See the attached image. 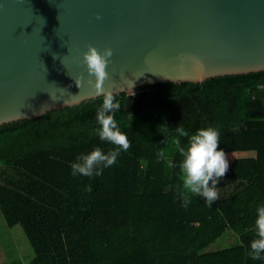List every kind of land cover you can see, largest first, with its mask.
<instances>
[{
    "label": "trees",
    "instance_id": "16d2710c",
    "mask_svg": "<svg viewBox=\"0 0 264 264\" xmlns=\"http://www.w3.org/2000/svg\"><path fill=\"white\" fill-rule=\"evenodd\" d=\"M113 95L131 148L100 176L74 177L71 165L114 147L97 134L103 97L0 126V207L24 230L31 264H264L249 256L264 206V161L255 160L246 179H220L211 208L200 196L184 208L175 143L188 145L180 125L190 135L212 126L264 136V71ZM228 234L233 245L207 250Z\"/></svg>",
    "mask_w": 264,
    "mask_h": 264
},
{
    "label": "water",
    "instance_id": "95a60500",
    "mask_svg": "<svg viewBox=\"0 0 264 264\" xmlns=\"http://www.w3.org/2000/svg\"><path fill=\"white\" fill-rule=\"evenodd\" d=\"M88 46L112 50L113 94L262 72L264 0H0V126L102 97Z\"/></svg>",
    "mask_w": 264,
    "mask_h": 264
},
{
    "label": "clouds",
    "instance_id": "9594fccd",
    "mask_svg": "<svg viewBox=\"0 0 264 264\" xmlns=\"http://www.w3.org/2000/svg\"><path fill=\"white\" fill-rule=\"evenodd\" d=\"M96 18L99 20L101 17L97 16ZM112 56L113 52L110 48L99 51L92 46H88V50L82 54L81 63L85 66L90 77L87 82L94 88L97 96L103 97L102 105L96 112V122L99 125L97 134L101 141L110 143L114 147L106 153L100 147H96L90 153L77 157V162L71 165V174L74 177L80 175L91 178L94 175H102L105 168L112 167L117 163L122 151L126 152L131 148L128 136L120 130L114 118L116 111L120 110L121 104L116 100L113 92L105 87L106 83L110 81L107 69L112 63ZM91 77H94V81ZM75 80L77 86L80 87L84 81L83 74ZM64 103L66 104V100ZM176 131L180 136L188 137L186 148L180 147L179 139L175 142L183 157L179 165L183 185V190L180 192L182 207L187 208L192 202L193 196H200L211 208L212 203L219 199L216 184L220 178L225 176L229 168L225 152L218 150L219 130L209 126L190 135L180 125ZM209 182H211V186H209ZM85 191L91 192V186H86ZM256 213L257 238L250 242L249 256L252 260H262L264 259V206L258 207Z\"/></svg>",
    "mask_w": 264,
    "mask_h": 264
},
{
    "label": "rangeland",
    "instance_id": "374dc122",
    "mask_svg": "<svg viewBox=\"0 0 264 264\" xmlns=\"http://www.w3.org/2000/svg\"><path fill=\"white\" fill-rule=\"evenodd\" d=\"M244 136H247V135H245L244 133L243 134L241 133L220 134V144L218 146V150H223L225 152L227 159H228V163H229L228 171L225 174V176L222 177V179L232 177L235 171L234 170L235 161L238 160V157L242 158V157L250 156L248 152L254 150V148H257V149H255L256 150L255 155L252 154L251 158H255V156L264 158V153L262 149H260L262 146L258 142V140L252 141L255 143L254 144L250 140L252 137H250V139L247 140V138L245 139ZM242 152L244 154L240 156V153ZM1 224L4 226V222L2 220H0V241L4 240L5 238L7 239V233L6 231L2 232ZM16 229L17 230L15 234V242L13 243L10 240L12 243L9 248L10 258L12 260L15 259L17 262L16 264H24L25 262L27 263L32 262V260L35 257L34 249L30 245V242L28 241V238L24 230L22 229V227L17 225ZM221 239L212 243L209 246V250H219V249L227 248L235 243V239L228 237V235L223 237L222 240Z\"/></svg>",
    "mask_w": 264,
    "mask_h": 264
},
{
    "label": "crops",
    "instance_id": "0c3cea01",
    "mask_svg": "<svg viewBox=\"0 0 264 264\" xmlns=\"http://www.w3.org/2000/svg\"><path fill=\"white\" fill-rule=\"evenodd\" d=\"M250 137H252V138L250 139ZM244 138L245 139L247 138V140L250 139L251 142L258 140V142L262 146L260 149H262V151L264 153V136H249V137L248 136H244ZM252 143H254V142H252ZM255 149H257V148H254V150L248 152L250 154V156H248V157H242V158L238 157V160L235 161L234 174H233L232 177H229V178L235 179V180L246 179L252 172V163L255 160L264 161L263 157H256L255 156V158H251L252 154L255 155V152H256ZM243 152L240 153V156H242V154H244ZM220 179H222V178H220ZM220 179L218 180V182L216 184V188H218L219 186L222 185L221 182H220ZM0 220H2L4 222V226L1 224L2 232L6 231V233H7V239L5 238L4 240L0 241V264H16L17 263L16 260L15 259L12 260L10 258V252H9L10 249L9 248H10V245L12 244L11 241L13 243L15 242V234H16V230H17L16 229L17 225L16 226H10L7 223V220H6V218H5L4 214H3V211L1 209V207H0ZM228 237L234 238L235 241L237 240L235 235L231 236L230 234H228ZM6 249H8V250H6ZM207 250L209 251V248H207ZM24 264H31V262H29V263L25 262Z\"/></svg>",
    "mask_w": 264,
    "mask_h": 264
}]
</instances>
